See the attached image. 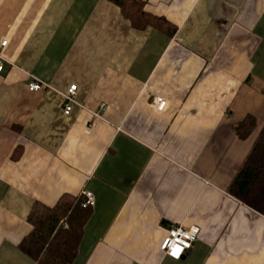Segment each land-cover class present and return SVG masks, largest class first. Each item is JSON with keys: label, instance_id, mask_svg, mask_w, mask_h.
Returning a JSON list of instances; mask_svg holds the SVG:
<instances>
[{"label": "crops", "instance_id": "1", "mask_svg": "<svg viewBox=\"0 0 264 264\" xmlns=\"http://www.w3.org/2000/svg\"><path fill=\"white\" fill-rule=\"evenodd\" d=\"M140 1L168 28L110 0H0V264H35L33 205L83 191L71 264H264V215L227 190L264 124V0ZM174 225L198 228L177 260Z\"/></svg>", "mask_w": 264, "mask_h": 264}, {"label": "trees", "instance_id": "2", "mask_svg": "<svg viewBox=\"0 0 264 264\" xmlns=\"http://www.w3.org/2000/svg\"><path fill=\"white\" fill-rule=\"evenodd\" d=\"M136 28L151 25L157 29L168 26L163 19L143 10L140 0H110ZM253 125L250 116L236 125L244 137ZM228 192L248 207L264 215V124L250 151L228 186ZM82 196L64 194L53 207L35 203L29 215L31 233L20 244L21 250L35 264H71L76 256L90 208H82ZM64 224L66 227H64Z\"/></svg>", "mask_w": 264, "mask_h": 264}, {"label": "built area", "instance_id": "3", "mask_svg": "<svg viewBox=\"0 0 264 264\" xmlns=\"http://www.w3.org/2000/svg\"><path fill=\"white\" fill-rule=\"evenodd\" d=\"M6 40H2L0 46L6 45ZM3 70V57L0 55V72ZM41 83L37 79H33L29 84L28 88L30 91H37L41 89ZM77 86L70 85L63 95L64 109L63 112L68 114L71 110V104L75 102ZM154 106L157 109H161L164 105V100L161 97H155L153 100ZM104 108V105H101ZM82 208L92 209L95 206V198L89 191H83L82 194ZM64 227L66 225L64 224ZM198 228L196 226H189L187 228H181L179 226H171L167 229L165 236L159 243L158 249L163 255L170 257L171 259L177 260L184 253H186L195 239L197 238Z\"/></svg>", "mask_w": 264, "mask_h": 264}]
</instances>
